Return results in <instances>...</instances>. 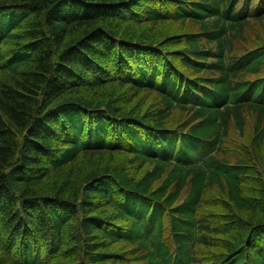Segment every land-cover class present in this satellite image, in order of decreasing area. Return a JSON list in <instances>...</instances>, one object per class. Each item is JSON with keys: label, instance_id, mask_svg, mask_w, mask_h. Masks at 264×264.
<instances>
[{"label": "trees", "instance_id": "trees-1", "mask_svg": "<svg viewBox=\"0 0 264 264\" xmlns=\"http://www.w3.org/2000/svg\"><path fill=\"white\" fill-rule=\"evenodd\" d=\"M0 264H264V0H0Z\"/></svg>", "mask_w": 264, "mask_h": 264}, {"label": "rangeland", "instance_id": "rangeland-1", "mask_svg": "<svg viewBox=\"0 0 264 264\" xmlns=\"http://www.w3.org/2000/svg\"><path fill=\"white\" fill-rule=\"evenodd\" d=\"M253 31H254V29H246V34L251 35Z\"/></svg>", "mask_w": 264, "mask_h": 264}]
</instances>
